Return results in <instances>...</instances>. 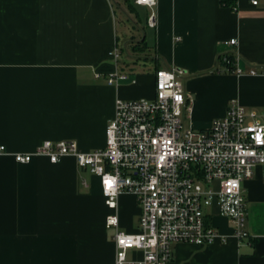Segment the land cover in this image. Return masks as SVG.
Returning <instances> with one entry per match:
<instances>
[{
	"label": "crops",
	"instance_id": "1",
	"mask_svg": "<svg viewBox=\"0 0 264 264\" xmlns=\"http://www.w3.org/2000/svg\"><path fill=\"white\" fill-rule=\"evenodd\" d=\"M153 10L151 28V9L134 0H0V264H114L98 177L72 157L12 155L45 141L103 148L115 99L151 98L156 70H183L193 129H208L231 101L264 118V77L215 72L230 39L240 68L264 66V0H156ZM116 70L125 79L107 84ZM262 174L258 166L242 185L248 238L233 237L213 206L207 220L225 242L174 244L170 264H264ZM138 215L136 199L119 195V230L137 232Z\"/></svg>",
	"mask_w": 264,
	"mask_h": 264
},
{
	"label": "built area",
	"instance_id": "2",
	"mask_svg": "<svg viewBox=\"0 0 264 264\" xmlns=\"http://www.w3.org/2000/svg\"><path fill=\"white\" fill-rule=\"evenodd\" d=\"M134 3L151 9L146 22L155 27L156 0ZM236 42H223L229 49L221 55L223 60L228 62L226 56H232L228 71L237 77H264V66L239 67ZM110 55L118 68V50ZM184 75L181 69H158L151 98H116L103 148L83 152L73 140L45 141L33 152L12 155L17 164H28L35 157L56 164L72 157L79 168L98 177L110 211L105 228L114 230V264H170L174 244L225 242L226 236L207 220V210L213 206L230 222L233 237L239 241L249 237L242 185L258 166L263 168L264 185V118L231 101L208 129L187 126L184 119L191 97L182 83ZM125 77L116 70L107 77V84L115 85ZM121 194L132 195L138 203L137 232L119 230Z\"/></svg>",
	"mask_w": 264,
	"mask_h": 264
},
{
	"label": "trees",
	"instance_id": "3",
	"mask_svg": "<svg viewBox=\"0 0 264 264\" xmlns=\"http://www.w3.org/2000/svg\"><path fill=\"white\" fill-rule=\"evenodd\" d=\"M220 3L222 5L234 7L235 6V0H220ZM226 60L230 62L232 60V56H226ZM228 62H225L222 58V56H219L218 62H217V68L215 69V72H227L230 73L229 71L232 70V67L228 64ZM229 70V71H228Z\"/></svg>",
	"mask_w": 264,
	"mask_h": 264
},
{
	"label": "rangeland",
	"instance_id": "4",
	"mask_svg": "<svg viewBox=\"0 0 264 264\" xmlns=\"http://www.w3.org/2000/svg\"><path fill=\"white\" fill-rule=\"evenodd\" d=\"M142 18H143V16H142ZM120 29V28H119ZM121 36V35H120Z\"/></svg>",
	"mask_w": 264,
	"mask_h": 264
}]
</instances>
